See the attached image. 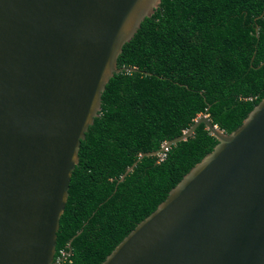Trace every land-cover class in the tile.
Masks as SVG:
<instances>
[{
    "label": "water",
    "instance_id": "obj_1",
    "mask_svg": "<svg viewBox=\"0 0 264 264\" xmlns=\"http://www.w3.org/2000/svg\"><path fill=\"white\" fill-rule=\"evenodd\" d=\"M161 0H0V264H56L80 144ZM101 264H264V98ZM134 163L120 182L135 167ZM70 254V250L68 255ZM63 258L59 261H62Z\"/></svg>",
    "mask_w": 264,
    "mask_h": 264
},
{
    "label": "trees",
    "instance_id": "obj_2",
    "mask_svg": "<svg viewBox=\"0 0 264 264\" xmlns=\"http://www.w3.org/2000/svg\"><path fill=\"white\" fill-rule=\"evenodd\" d=\"M117 67L136 71L110 79L80 144L56 264H101L217 141L201 124L148 154L202 114L229 134L264 98V0H161Z\"/></svg>",
    "mask_w": 264,
    "mask_h": 264
},
{
    "label": "built area",
    "instance_id": "obj_3",
    "mask_svg": "<svg viewBox=\"0 0 264 264\" xmlns=\"http://www.w3.org/2000/svg\"><path fill=\"white\" fill-rule=\"evenodd\" d=\"M164 153H159L158 154V159H159V161H162L163 160V158H164Z\"/></svg>",
    "mask_w": 264,
    "mask_h": 264
}]
</instances>
